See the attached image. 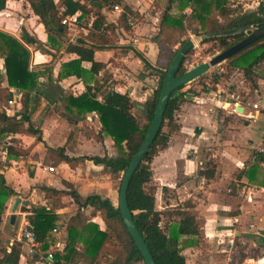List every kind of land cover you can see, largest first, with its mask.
Instances as JSON below:
<instances>
[{"label": "crops", "instance_id": "crops-1", "mask_svg": "<svg viewBox=\"0 0 264 264\" xmlns=\"http://www.w3.org/2000/svg\"><path fill=\"white\" fill-rule=\"evenodd\" d=\"M154 1L120 0V3L115 4L118 10L113 9L114 5L110 9L101 7L106 20L113 23L115 28L107 32L110 43L97 45L94 51V59L103 63L104 67L84 80L83 76H60L61 66L75 58V55L65 50L68 44L93 45L87 38L93 17H90L88 23H82L78 19L81 29L77 32L76 42L70 41L71 33L65 29L62 43L58 47L48 41L43 24L26 0H5V8L0 10V33L12 36L29 51L28 68L34 71L37 77L36 87L31 90L27 105H24L23 92L7 84L4 54L0 51V112L5 111L8 115L16 117L29 116L34 128L39 130L41 140H36L38 134H15L19 146L27 150L25 155L16 158L7 157V147L12 136L8 135L0 140V175L4 184L15 192L6 199L4 211L0 216V260L5 252L11 251L15 242H21L18 264H55L53 253L55 250H62L65 245V228L52 230L54 241L44 251L40 250L36 242L30 253L29 244L27 245L21 236L31 205H49L41 187L75 190L82 198L91 194L109 198L110 193L107 192L105 181L101 179L103 177L92 179V176L89 177L86 173L90 168L99 166L103 175H107L104 168L100 167L102 165L86 159L70 165L57 158L55 150L58 148H63L64 154L69 157L107 155H101L97 148L95 153H85L81 145L84 139L90 141L95 138L99 141L96 144H100V149L107 143L115 147L110 136L101 134L98 138L95 135L101 128L96 112H86L75 118L64 110L65 99L69 95L83 93L89 85L92 92H95L96 87L100 88L96 92L98 100H101V92L105 90L127 93L134 100L136 91L142 84L138 87V83L133 82L128 75L137 69L140 72L143 69L140 56L149 62L152 69L158 56L154 36L149 39L142 37L159 30L163 10L153 12ZM54 2L58 4L59 0ZM124 6L129 7L134 14L128 19L132 21V24L129 22L130 31L118 23ZM58 10L63 14L64 6L60 5ZM76 14L78 15L77 12ZM115 36L117 38L113 39ZM46 64H54L51 72H43ZM89 66L88 62L81 63V67L86 70ZM121 71L124 73L120 74ZM145 72L148 73L149 70ZM254 73L257 75H254L253 79L250 78L249 82L242 77L241 84L230 83L232 87L237 86L241 94V104L236 106L235 112L232 104L220 108L213 101L212 91L217 82L211 90L203 91L201 96L209 95L215 106L211 108L209 133L204 131L209 120L208 116H205L194 129V133L199 135L195 142H192L189 135L183 134L178 137L180 144L176 147L170 140L171 132L163 149L164 163L178 158L182 176L187 179L191 190L195 191L193 195H189L191 199L183 201L178 197L174 204H167L191 213L197 225L193 233L180 237L181 254L186 264H264V154L258 151L264 130V73ZM50 83L53 86L50 90L53 94H50L51 102L48 99L50 97L45 96L49 95L47 88ZM141 87H144L145 94L149 95L151 89L148 83ZM192 97L193 95L182 98L180 104L183 103V109L187 105L185 101ZM253 105H256V108ZM203 111L205 109H202ZM179 114L181 115V112ZM182 115L184 117L179 120L178 128H190L192 117L186 112ZM85 130L92 131L88 134ZM201 136L208 140L211 148L201 147L199 150L197 145L201 142ZM170 166L171 164L168 165ZM49 167H52V170H49ZM208 170H212V176L209 178L201 174L202 171ZM183 182L176 184V189H181ZM169 184L168 188L171 182ZM17 198H20V202L15 206ZM24 200L27 205L23 204ZM61 201L63 206L56 209L55 213L67 219L78 206L69 195L63 196ZM82 211L88 216L85 226L89 228L92 225L100 229L105 227L99 216H90L91 207L83 208ZM175 218L171 216L163 223L161 221V224ZM17 219V229L12 234L6 233V223L15 225ZM231 239L232 244L229 243ZM108 245L109 242L104 245L98 257L99 264L110 258V254L105 252ZM82 248V244L78 243L77 249L81 251ZM48 253H51V258H46ZM74 264L82 263L76 261Z\"/></svg>", "mask_w": 264, "mask_h": 264}, {"label": "trees", "instance_id": "trees-1", "mask_svg": "<svg viewBox=\"0 0 264 264\" xmlns=\"http://www.w3.org/2000/svg\"><path fill=\"white\" fill-rule=\"evenodd\" d=\"M26 2L43 24L48 41L58 47L61 45L65 33V27L60 23L62 15L58 10L60 5L64 6L63 14L70 15L77 12L78 19L82 23H88L90 17H93L87 35L93 45L68 44L65 50L75 55V58L62 64L60 76H83L85 80L104 67L103 63L94 59V51L97 45L110 43L107 32L113 30L115 25L106 20L101 7L110 9L113 5L120 3V0H59L58 4L54 0H26ZM173 2H177L180 9V12L176 14L171 12ZM166 3L160 17L159 30L153 37L158 48L155 64L162 69V75L158 79L157 87L146 96L141 104L134 105V101L127 93L113 90L101 92V100H98L96 92L100 88L96 87L95 92H92L89 85L83 93L69 95L65 99L64 110L68 114L74 115L75 118L86 112H96L101 128L95 135L98 138L101 137V134L110 136L118 154L102 157L96 155L69 157L64 154L63 148H58L55 151L60 161L71 165L86 159L94 164L102 165L107 173L123 175L153 118L165 71L180 46L185 42L177 41L180 46L173 48L169 47V41L172 38L175 39L174 37L180 31L187 29H190L194 35L201 36L235 27L258 26L264 23V0H260L255 9L245 11L233 9L229 5V0H166ZM4 8L5 0H0V10ZM186 8H190V13L184 11ZM133 16L129 7L124 6L118 18L119 25L130 31L128 19ZM191 19L196 20L198 25L194 27ZM244 36L245 34L218 36L205 38L201 42H212V51L216 52L225 50ZM175 41L176 39L173 40L174 45L177 43ZM0 51L4 54L7 84L23 92V103L27 105L29 94L36 87L37 77L36 73L28 68L29 51L15 38L4 33H0ZM184 57L185 55L175 76L186 72L183 67ZM140 59L147 65L146 59L142 56ZM262 60H264V36L242 48L225 61H230L231 65L242 68L244 77L250 79L254 66ZM82 62L90 63L88 70L81 67ZM203 77L204 74L195 80H202ZM216 82L217 76L215 75L211 84L205 83L203 90H211ZM182 87L170 95L160 130L133 173L127 189V204L132 219L156 264H186L184 256L181 254L180 237L193 233L197 226L191 213L177 207L171 212V215L176 218L162 225V214L157 210L155 195L149 191L148 187L152 181L150 164L153 155L159 148L166 147L171 133V128L167 132L163 131L164 125L171 126L174 121V112L178 109L182 98L197 94L190 90L178 93ZM138 105L143 108H139ZM133 108L138 113H134ZM18 133L38 134L36 140H41L40 132L34 128L29 116L16 117L1 111L0 140L8 135L12 136L7 147L8 158H16L27 153V150L19 146V140L14 137ZM201 174L209 178L212 176V170L202 171ZM41 190L44 192L45 198L48 199L49 205H31L29 213L26 215L27 227L33 233L34 239L42 251L47 250L54 241L52 230L54 228L57 230L58 227L65 228V245L62 250H55L53 253L55 264H74L76 261L82 264H99L98 257L107 242H113L121 249L114 258L105 260L103 264L143 262L138 248L123 223L118 206L114 205L109 198L101 197L98 194L82 198L75 190H58L45 186L41 187ZM14 194L15 192L4 184V179L0 175V216L4 211L6 199ZM66 195H69L78 206L67 219L63 215L55 213L56 209L63 206L61 199ZM86 207L92 208L90 216L97 215L101 218L105 225L103 229L92 225L89 228L85 226L88 216L82 209ZM78 243L83 246L81 251L77 249ZM21 247V242H15L11 251L5 252L0 260L1 264H18ZM106 254L108 253L106 252Z\"/></svg>", "mask_w": 264, "mask_h": 264}, {"label": "rangeland", "instance_id": "rangeland-1", "mask_svg": "<svg viewBox=\"0 0 264 264\" xmlns=\"http://www.w3.org/2000/svg\"><path fill=\"white\" fill-rule=\"evenodd\" d=\"M259 1L260 0H229V5L236 11H245V10L255 9ZM166 4H167L166 0H155L153 4L155 6V8L153 9V12L157 10H163ZM184 11L186 13H190V8H186ZM171 12L175 14L180 12L177 2H173V4L171 5ZM149 13L151 12L149 11ZM191 23L194 27L198 25L197 21L194 19H191ZM154 32L155 34H153ZM157 32H158L157 30L156 31L154 30L153 32L149 33V35L144 34V36L142 37L149 39L150 37L155 36ZM115 38H117V36L113 37V39ZM174 38L176 39L175 42L191 40L193 43L192 48L189 50L188 53L185 54V57L183 60V67L186 71L195 67L196 65L202 62H207L212 56L220 52V51H216V52L212 51V44H211L212 42H205V43L201 42L200 36L194 35L190 29L180 31ZM175 39L172 38L169 41L168 43L169 47L175 48V47L180 46L178 42L175 43L174 45L173 40ZM53 65L46 64L43 67L44 69L43 72L44 73L51 72V70L53 69ZM142 65H143V69L141 70V72L137 69L135 72H131L130 73L131 75H128V76L133 82L138 83L137 84L138 87L141 84L143 85V84L148 83V86L151 89L149 90V94H150L151 91L157 87L158 79L162 75V72H161L162 69H160L158 65L156 64L152 69V66L149 64V62L147 63V65H145L144 62H142ZM262 66L263 68H261ZM145 70H149V72L146 73ZM254 71H256L257 73H261V75H263L264 60L261 65H255V67L253 68L252 75L250 77L252 79L254 75H257L254 73ZM122 73L124 72L121 71L120 74ZM243 73L244 71L242 68L231 65L230 61H223L218 65L211 66L208 69V71L204 74V77L202 78V80L194 79L191 82L184 85L178 91V93L190 90V91H195L197 95H193L191 99H188L185 101L187 102L186 108L183 109L182 107L183 103L179 105L178 109L174 112V121L171 124V126L164 125L163 127L164 132L169 131V129L171 128L172 137L170 140L173 141L172 144H176V147H178L180 144L178 137L183 134L189 135L190 139L192 138L191 139L192 142H195V140L199 138V135L194 133L195 132L194 129L196 128V125H198V122L200 121V119H202V117H205V116H208L209 120H208V124L205 125L206 130L204 129V131L206 133H209L210 123H211L210 117H212L211 108L215 106L209 95L201 96V93H204L203 86H205V83L211 84V80L216 75L217 83H219L223 87H227L230 83L241 84L240 80L242 79V77H244ZM245 80L249 82L248 78H245ZM38 82H39V79H38ZM48 85L49 86L47 88V92L49 93V95H45V96L50 97L48 99H50L49 101L51 102V97L53 96V94H51L52 92L50 90H52L53 86L51 83ZM141 86L138 88V91H136V95L133 100L134 105L137 103L141 104L145 100L146 95H148V94H145L144 87H141ZM202 109H205V111L202 112ZM133 112L138 113L135 108H133ZM180 112H181V115L179 114ZM185 112L186 114L188 113L190 117H192L191 118L192 121L189 123L191 125H189L190 128L188 129H184V128L180 129L178 128L180 125L179 120H181L184 117V115L182 114H184ZM201 127L203 128V126ZM92 129L94 130V128ZM90 131L92 130H88V131L85 130V133L89 134ZM90 141H87L84 139V141L81 143L82 147L84 148L85 153H89V154L95 153L96 151L95 148H97V151L99 150L101 155L107 154L111 156H116L118 154L117 149L109 143L103 144L102 148L100 149V146H99L100 144L99 145L96 144V142H99L98 140L94 138V139H91ZM200 141H201L200 144L197 145L199 150L201 149V147L203 149L211 148V146H209V144L207 143L208 140L203 139V136L200 137ZM193 144H192V147H194ZM106 146H107V149H105ZM163 149L164 148H159L157 153L153 155V158L151 160V165H150L151 172H152V181L148 185L149 191H151L155 195V201H156L155 204H156L157 210H159L162 214L161 215L162 223L167 218H170L172 216L171 212L174 211L176 207L178 208V206L170 207V206H167V204H174L175 203L174 200L175 199L178 200V197L183 199V201H185L187 198L191 199L192 197L191 196L189 197V195L191 193L192 195L193 193H195V191L191 190V188L188 186L189 184L187 182V179H185V177L182 176L183 174H181L180 172L182 169H181V166L178 164V161H179L178 158L175 161H172L174 164H172L171 161L170 162L166 161V163H164ZM191 149H195V148H191ZM170 164L171 166L168 167V165ZM96 167L98 168H90V170H87L86 173L89 174L88 175L89 177L92 176V179H97L99 176L103 177L101 179H104L105 185L107 186V192L110 193L108 197L111 199L114 205H117L118 190L120 187L122 174L116 175V174L107 173V175H103L101 168H99V166H96ZM100 167H103V166H100ZM84 169L86 170L87 167H85ZM180 181H184L183 187L181 189H176L177 187L175 186L176 184L178 185ZM169 182H171L170 188H168L169 186H167ZM164 187L167 190L164 189ZM18 223H19L18 219L15 225L6 223V226L4 229L5 232L8 234H12L17 229ZM120 249H121L120 246L116 245L113 242H109V245L106 247V251H105L110 254V258L108 259L114 258L117 255V253L120 251Z\"/></svg>", "mask_w": 264, "mask_h": 264}, {"label": "water", "instance_id": "water-1", "mask_svg": "<svg viewBox=\"0 0 264 264\" xmlns=\"http://www.w3.org/2000/svg\"><path fill=\"white\" fill-rule=\"evenodd\" d=\"M235 34H245L244 38L226 48L223 51L212 56L207 62H202L195 67L187 70L180 76H175L176 71L182 61L183 56L187 53L190 47H192V41H185L180 48L178 49L176 55L171 61L169 67L165 71V76L162 81L159 97L157 99L155 111L153 114V118L150 122V125L146 131V134L137 148L136 152L132 155L129 160L128 166L126 167L124 174L122 175L120 187L118 190V200L117 206L119 208V212L123 223L128 230L132 240L134 241L136 247L138 248L144 264H156L146 243L144 242L143 237L139 233L130 213L127 204V189L130 182V179L138 167L139 163L142 161L144 155L148 152L151 144L153 143L157 133L160 130L163 114L168 102L170 95L179 89L180 87L186 85L192 80L196 79L200 75L206 73L211 66H215L225 61L227 58L256 41L257 39L264 36V23L258 26H242L235 27L232 29L208 33L200 36V39L203 40L205 38L218 37V36H226V35H235ZM139 108H143V106L138 105ZM20 202V198L15 200V206ZM24 205H27V201H22ZM15 209V207H13ZM14 216L12 215L11 219Z\"/></svg>", "mask_w": 264, "mask_h": 264}, {"label": "built area", "instance_id": "built-area-1", "mask_svg": "<svg viewBox=\"0 0 264 264\" xmlns=\"http://www.w3.org/2000/svg\"><path fill=\"white\" fill-rule=\"evenodd\" d=\"M114 10H118V6H113ZM60 23L65 27V29L71 33V39L70 41L76 42L78 39V31L81 29L79 26V20L78 15L76 13L74 14H62ZM130 24H132V21H130ZM232 84H229L227 87H223L219 83L215 85V89L212 91V99L216 103L217 106L220 108L225 107V105L232 104L233 111L235 112L236 106L241 104V94L239 92V88L236 86L232 87ZM253 107L256 108V105H253ZM258 151L264 154V130L261 134V142L258 146ZM49 170H52V167H49ZM26 223L25 229L22 231V238L24 239L25 243L30 246L29 252L31 253L33 250L31 249L32 246L36 245V241L34 239L33 233L28 229ZM55 230V229H54ZM233 240L231 239L229 241L230 244H232ZM51 253H48L46 258H51Z\"/></svg>", "mask_w": 264, "mask_h": 264}]
</instances>
